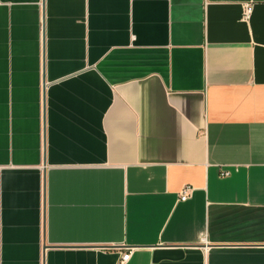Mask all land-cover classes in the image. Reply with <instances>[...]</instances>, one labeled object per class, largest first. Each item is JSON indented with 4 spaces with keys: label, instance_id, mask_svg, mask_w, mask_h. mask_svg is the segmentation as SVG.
<instances>
[{
    "label": "crops",
    "instance_id": "obj_1",
    "mask_svg": "<svg viewBox=\"0 0 264 264\" xmlns=\"http://www.w3.org/2000/svg\"><path fill=\"white\" fill-rule=\"evenodd\" d=\"M129 251L264 264V0H0V264Z\"/></svg>",
    "mask_w": 264,
    "mask_h": 264
},
{
    "label": "built area",
    "instance_id": "obj_2",
    "mask_svg": "<svg viewBox=\"0 0 264 264\" xmlns=\"http://www.w3.org/2000/svg\"><path fill=\"white\" fill-rule=\"evenodd\" d=\"M249 12H250V8L248 7L246 13H249ZM225 175L227 176L228 174H225ZM190 192H191L190 187H185L182 190V192L180 193L179 200L181 202L187 201L189 199ZM130 257H131V251H129L128 253H126V254L123 255L120 264H125L130 259Z\"/></svg>",
    "mask_w": 264,
    "mask_h": 264
}]
</instances>
